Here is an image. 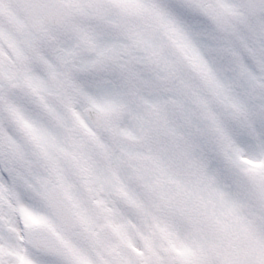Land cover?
<instances>
[{
	"label": "snow or ice",
	"instance_id": "snow-or-ice-1",
	"mask_svg": "<svg viewBox=\"0 0 264 264\" xmlns=\"http://www.w3.org/2000/svg\"><path fill=\"white\" fill-rule=\"evenodd\" d=\"M0 264H264V0H0Z\"/></svg>",
	"mask_w": 264,
	"mask_h": 264
}]
</instances>
